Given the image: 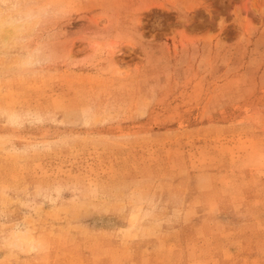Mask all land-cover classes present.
I'll use <instances>...</instances> for the list:
<instances>
[{
    "label": "rangeland",
    "instance_id": "obj_1",
    "mask_svg": "<svg viewBox=\"0 0 264 264\" xmlns=\"http://www.w3.org/2000/svg\"><path fill=\"white\" fill-rule=\"evenodd\" d=\"M0 264H264V0H0Z\"/></svg>",
    "mask_w": 264,
    "mask_h": 264
}]
</instances>
